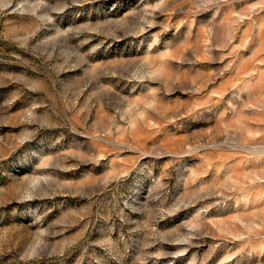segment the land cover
<instances>
[{
  "label": "rangeland",
  "instance_id": "374dc122",
  "mask_svg": "<svg viewBox=\"0 0 264 264\" xmlns=\"http://www.w3.org/2000/svg\"><path fill=\"white\" fill-rule=\"evenodd\" d=\"M0 264H264V0H0Z\"/></svg>",
  "mask_w": 264,
  "mask_h": 264
}]
</instances>
